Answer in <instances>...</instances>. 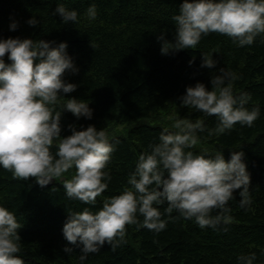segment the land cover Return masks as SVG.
<instances>
[{
  "label": "trees",
  "instance_id": "obj_1",
  "mask_svg": "<svg viewBox=\"0 0 264 264\" xmlns=\"http://www.w3.org/2000/svg\"><path fill=\"white\" fill-rule=\"evenodd\" d=\"M182 2L0 0V39L66 42L67 52L79 69L76 73L66 71L64 79L78 85L66 95L89 102L93 117L77 119L65 111L60 121L61 135L72 134L69 125L77 130L94 125L119 140L106 169L111 182L95 205L66 196L61 179L70 180L74 168L57 178L55 184L40 187L34 178H14L11 171L0 167V205L15 212L23 225L18 229L22 240L18 255L25 264H81V248L69 244L63 236L67 211L85 207L98 211L104 200L120 194L138 157L158 142L162 129L175 131L172 125L177 118L204 121L205 131L198 133V144L190 149L195 154L223 151L228 160L230 150H243L250 174L251 204L241 208V189L235 190V199L228 203L229 220L217 229H201L176 211L164 217L167 227L160 232L126 226L125 241L115 251L106 243L99 252L89 254L83 264H237L239 255L253 252L257 255L255 264H264V34L252 45L238 47L232 38L210 33L202 37L196 49L162 55L157 37L163 32L166 39H174L172 17L178 14ZM58 4L76 10L78 22L63 24L59 15H53ZM93 5L96 17L90 19L87 10ZM33 16L40 23L29 26L27 20ZM13 20L18 22L14 31L9 28ZM202 53L213 55L215 68L201 67ZM4 60L11 63L7 53ZM220 68L236 75L234 92L249 93L247 107L259 106L261 112L251 127L237 123L224 134L210 135L217 118L182 107L180 98L197 82L210 90L211 74ZM51 150L56 151L55 145ZM66 246L72 253L65 252Z\"/></svg>",
  "mask_w": 264,
  "mask_h": 264
},
{
  "label": "clouds",
  "instance_id": "obj_2",
  "mask_svg": "<svg viewBox=\"0 0 264 264\" xmlns=\"http://www.w3.org/2000/svg\"><path fill=\"white\" fill-rule=\"evenodd\" d=\"M87 14L95 19L94 5ZM53 15H59L63 24L78 22V12L63 4H58ZM172 20L174 39H166L163 32L157 37L162 55L196 49L202 37L210 33L226 35L238 47L250 46L264 34V0H183ZM39 23L35 16L27 20L29 26ZM9 28L16 30L18 22L13 20ZM6 53L11 63L5 62ZM202 57L201 67L215 68L217 61L212 54L202 53ZM78 70L66 42L0 39V167L11 171L14 178H34L40 187L74 168V175L63 183L66 196L95 205L111 182L106 169L119 140L94 125L80 130L69 125L72 134L61 135L65 111L77 119L93 117L89 102L66 95L78 85L67 82L64 75ZM214 73L211 89L202 82L188 86L180 98L181 106L215 116L218 123L209 130L210 135L224 134L237 123L251 127L260 116V107L249 109L250 94L234 92V73L224 68ZM205 127L201 119L177 118L172 125L175 131L162 129L158 142L138 157L120 194L104 200L98 211L88 207L67 211L63 236L81 248V264L106 243L115 251L125 241L126 226L160 232L167 227L164 217L176 211L201 229H217L229 220L228 203L235 199V190L241 189V208L251 204L250 174L243 150H230L228 160L223 151L195 154L190 150L198 144V133ZM54 145L55 152L51 150ZM22 226L15 212L0 205V264H25L18 255L22 248L18 229ZM64 250L69 254L73 251L67 246ZM256 261L254 252L237 257V264Z\"/></svg>",
  "mask_w": 264,
  "mask_h": 264
},
{
  "label": "water",
  "instance_id": "obj_3",
  "mask_svg": "<svg viewBox=\"0 0 264 264\" xmlns=\"http://www.w3.org/2000/svg\"><path fill=\"white\" fill-rule=\"evenodd\" d=\"M61 180H64L65 181V178H62ZM57 181V179L55 180V179H53V181L52 182H50L48 185H46L45 187H49V186H51V185H53V184H55V182Z\"/></svg>",
  "mask_w": 264,
  "mask_h": 264
},
{
  "label": "rangeland",
  "instance_id": "obj_4",
  "mask_svg": "<svg viewBox=\"0 0 264 264\" xmlns=\"http://www.w3.org/2000/svg\"><path fill=\"white\" fill-rule=\"evenodd\" d=\"M170 116H171V115L167 113L166 117H167V118H171Z\"/></svg>",
  "mask_w": 264,
  "mask_h": 264
}]
</instances>
